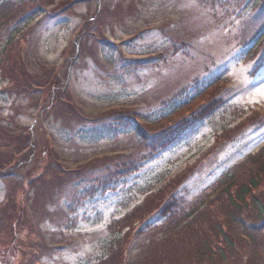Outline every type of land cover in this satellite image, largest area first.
Returning <instances> with one entry per match:
<instances>
[{"label":"rangeland","instance_id":"obj_1","mask_svg":"<svg viewBox=\"0 0 264 264\" xmlns=\"http://www.w3.org/2000/svg\"><path fill=\"white\" fill-rule=\"evenodd\" d=\"M31 1L21 0L33 14L15 51L21 53L19 67L24 63L21 92L0 76V264H101L119 242L129 264H195L197 244L218 241V223L241 236L238 245L227 257L199 255L197 263L264 264V223L257 231L243 229L225 212L226 190H216L264 148V56L256 61L261 64H251L254 44L233 48L225 36L208 42L218 17L231 29L261 8L253 0ZM174 42L183 48L168 57ZM196 52L206 57L203 72ZM131 64L141 78H134ZM218 95L223 99L215 105ZM180 117L178 138L166 146L157 141L152 156L137 161L146 150L142 135L157 139L164 119ZM130 155L136 169L106 186L96 182L108 171H93L95 163L113 165ZM246 165L240 173L249 170ZM83 170H89L84 178L74 174ZM63 180L69 191L59 197ZM255 183L263 186L246 201L245 212L260 221L264 214L259 216L255 201L264 203V178ZM240 184L230 188L237 191ZM209 188L211 195L223 192V204L217 203L215 225L205 220L211 235L202 241L204 232L186 231L176 209ZM161 190L158 204L131 229L116 231L128 213L147 207L146 198ZM245 231L254 239L249 247ZM40 245L52 252H39Z\"/></svg>","mask_w":264,"mask_h":264},{"label":"trees","instance_id":"obj_2","mask_svg":"<svg viewBox=\"0 0 264 264\" xmlns=\"http://www.w3.org/2000/svg\"><path fill=\"white\" fill-rule=\"evenodd\" d=\"M26 3L32 2L31 0H25ZM258 7L261 8V10L258 12L256 11L254 14L250 15L247 17L242 23L235 25L234 27L226 28L224 25H220L222 20H220L218 17L217 21L213 24H217V27L212 28V30L215 31V35L208 39V42L215 41L219 37H224L228 39H232V47L237 48V47H245L246 45L254 44L250 50V54L248 56V61H250L251 64L255 62V64H261L260 62H256L259 60L258 58H261L264 56V33L263 35H259L261 30L264 28V0H253ZM33 12H27L25 10L24 5L21 3V0H0V76L3 79H7L9 83H11L12 88H14L17 93L21 92V85H19L20 81V76L21 80L23 81V76L25 75V71H23V65L22 63L21 68L18 65V60L20 62L21 60V53H15L17 45L20 43L21 40V29L23 28V25L25 21H27ZM217 15V14H216ZM227 34V35H226ZM204 44H207V42H204ZM212 46V43L210 44ZM209 46V44L207 45ZM213 47V46H212ZM183 48V44L180 43L177 44L176 42L173 43V49L167 50L169 52L167 55L168 57L172 56L175 51L181 50ZM7 51V53H6ZM202 53V52H201ZM200 52H196V61H197V69L199 72H203V65L205 63L206 57L203 56ZM184 54V53H182ZM228 56L227 54L224 56H221L220 58L224 60ZM164 58V57H163ZM17 59V60H16ZM97 64L100 67H105L103 63L100 61H96ZM212 64L214 65L215 62L212 61ZM132 65V64H131ZM133 69L130 70V72H133L134 78H141L139 74L136 73V69L138 66L132 65ZM102 67V68H103ZM257 68V67H256ZM23 71V72H21ZM197 77V76H195ZM162 80H165V77L161 78ZM55 80V77L53 78L52 81ZM192 80H198V79H192ZM27 82H30L29 79ZM146 82L148 83L149 81ZM192 83H187L188 86H190ZM52 85V82H51ZM186 85V86H187ZM215 85V84H214ZM55 86V85H54ZM56 88V91L61 92L62 91V86ZM184 86L179 87L181 90ZM213 87V86H212ZM218 90L219 88H215ZM214 89V92L216 91ZM61 90V91H60ZM217 92H215L216 94ZM204 94V93H203ZM59 95V94H58ZM202 95V94H201ZM199 95V96H201ZM225 97V96H223ZM222 95H218L214 98V103L215 105L220 103L222 101ZM52 101L55 102V99L52 98ZM57 103V101H56ZM214 103H211V105L206 106L203 111L206 112L210 110V108L213 106ZM192 109V108H191ZM47 110V107L45 108ZM174 114V113H173ZM172 114V115H173ZM131 117H132V112H131ZM254 116V115H252ZM170 117V116H169ZM133 118V117H132ZM166 120V119H164ZM161 122L162 125H165L166 127L161 128V133L159 135V138L156 139V137H153L152 139L147 136L142 135L141 139L145 142L146 145V150L142 151L140 156L138 157L137 161L140 159H148L152 156L155 150H157L159 143L165 144V146L169 143H173L177 138L178 135L180 134V131H176L177 128L180 126L181 122V117L178 119H169ZM255 121V120H254ZM165 122L167 124H165ZM253 122V121H251ZM249 122V123H251ZM151 123L150 125H152ZM245 128V126H244ZM243 129V128H242ZM138 132H142L141 129H139ZM172 132V135L170 136L169 133ZM228 132V131H227ZM141 134V133H138ZM6 136V135H5ZM6 139V137H4ZM7 140V139H6ZM159 141V143L157 142ZM27 151L23 153L19 158L21 159L22 156H25ZM25 154V155H24ZM154 156V155H153ZM132 157L135 156H128L129 160L123 161V160H114V164L112 165H103L101 164L102 161H99V163H95V165L92 167L94 169L93 171H98L102 169V166L104 169L108 172H105V174L101 175L99 174L98 176V181L100 183V186H106L108 184V181L110 179H115L121 175L127 174V171H131L133 169H136L138 166H135V161L136 158L133 160ZM115 159V158H114ZM19 159L16 161L18 162ZM12 164L11 166L14 168L18 166L16 164ZM251 165L250 168L246 165ZM247 166L249 170H247L244 173H240L241 169L243 166ZM101 166V167H100ZM111 168L113 171H111ZM77 177L84 178V176L89 174V170H83V171H74ZM96 175V174H95ZM103 176H107L105 179H100L103 178ZM252 177V178H251ZM245 178H251L249 183L248 181L246 183H242V181ZM262 178H264V148L261 149L259 152L252 154L245 158L238 166L233 169V171L229 172L223 179L220 180L221 185H218V188L216 190H222L225 189V194L228 199V205H226L227 209L225 210L226 213H229V217H235L233 219L236 223H239L243 229H247L249 231H257L261 229L262 224L264 223V218L260 221L258 220H253L251 217L248 216V214L245 212V203L247 200L252 202V199L255 198L254 193L256 194V190L261 188L263 184H256L255 182L261 181ZM39 180V177L33 181L36 185V181ZM239 181L241 184L237 191H232L231 188L234 187V182ZM95 182V183H96ZM43 186H47V182L43 181L41 183ZM60 188V191L56 196L63 197L64 192H68L69 188L67 187V182L66 181H59L58 182ZM87 185L88 190L86 191L87 194L90 192V186L89 184L84 183ZM231 187V188H230ZM57 188V187H56ZM213 188H209L205 191L204 194H201L197 196L196 200H192L191 202H184L181 207H178L176 209L177 215L179 216L178 219L185 220L182 223L183 228L186 231H191V230H197L200 229L204 232L203 239H199L202 241H208L209 236L211 235L209 233L210 229L207 230L205 229V220H209L212 224L221 216L218 215L216 212V206L218 204H223L221 202V198L223 197V192L221 194H215L211 195L209 192H211ZM255 190V191H254ZM163 190L158 191L154 194H150L149 197H147L145 201V205L147 204L150 207H145L142 205H137L135 207V210L132 211L131 213H128L124 219L121 221V223L118 225L119 229L116 230L115 226L109 227V229L112 230L114 228L117 232L121 230V226L124 228H132L133 223L136 221L138 216H142L143 212H148L151 210L154 205L158 204L159 198L162 195ZM74 194V193H73ZM206 194V199L204 198ZM209 194V195H208ZM208 195V196H207ZM222 196V197H221ZM149 203V204H148ZM255 203L260 204L262 209H259V216L264 214V203L260 201V199L257 197ZM151 204V205H150ZM144 205V204H143ZM172 207L171 204L168 206H165L163 210H170ZM151 208V209H150ZM244 209V210H243ZM164 213V211H163ZM175 217V214H174ZM226 219H228L226 216H223ZM229 220V219H228ZM134 221V222H133ZM214 223V225H215ZM200 226V227H199ZM178 230L180 228H177ZM214 230L219 232V236L217 237L218 241L215 244H212L210 242H207V245L203 243L202 245L197 244V249L196 252L198 253V256H201V259L205 258H212L213 256L216 257H227L225 255L226 251L233 252L235 250L234 248L236 245H238V242L240 240V237H234L230 234H228L227 230V225H221L218 223V225L214 226ZM124 231V230H123ZM114 232V233H117ZM127 232V231H126ZM213 233V231L211 230ZM129 233V232H128ZM127 233V234H128ZM245 237H247V247L248 243L254 239L250 233L247 231L244 232ZM191 235V234H190ZM126 236V233L124 234V237ZM118 240V239H117ZM193 242H195L194 238L192 239ZM119 241H117L118 243ZM182 241H180L181 243ZM123 244L121 242L118 243V247H112L109 253V255L106 257L108 260L101 262V264H129L130 261L129 259H124L123 257V252L121 249V246ZM193 246V245H192ZM185 247V246H184ZM114 249V250H113ZM224 249V250H223ZM227 249V250H226ZM233 249V250H232ZM50 250V249H49ZM48 247H44L43 245H40V250L39 252H48ZM52 252V251H49ZM122 253V254H121ZM47 254V253H46ZM44 254V255H46ZM253 254L257 256L258 252L253 251ZM198 256H194V262L195 264H201L197 263ZM200 259V260H201ZM22 264H37L40 263L38 260L35 261L34 263L30 261V259L21 262ZM165 263V262H164ZM163 263V264H164Z\"/></svg>","mask_w":264,"mask_h":264}]
</instances>
